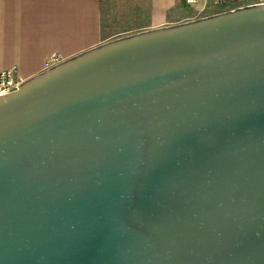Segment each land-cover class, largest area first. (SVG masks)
<instances>
[{
  "label": "water",
  "instance_id": "1",
  "mask_svg": "<svg viewBox=\"0 0 264 264\" xmlns=\"http://www.w3.org/2000/svg\"><path fill=\"white\" fill-rule=\"evenodd\" d=\"M0 264H264V2L0 95Z\"/></svg>",
  "mask_w": 264,
  "mask_h": 264
},
{
  "label": "crops",
  "instance_id": "2",
  "mask_svg": "<svg viewBox=\"0 0 264 264\" xmlns=\"http://www.w3.org/2000/svg\"><path fill=\"white\" fill-rule=\"evenodd\" d=\"M114 6L136 25L105 28L104 8L114 13ZM225 11L212 6L205 16ZM191 20L185 0H0V72L17 66L27 80L45 71L53 54L64 61L116 38Z\"/></svg>",
  "mask_w": 264,
  "mask_h": 264
},
{
  "label": "built area",
  "instance_id": "3",
  "mask_svg": "<svg viewBox=\"0 0 264 264\" xmlns=\"http://www.w3.org/2000/svg\"><path fill=\"white\" fill-rule=\"evenodd\" d=\"M262 2L264 0H211L210 4L209 0H185V4L194 11L195 19L205 16L212 6L234 10ZM60 62H62V57L59 54H53L46 63V69L52 68ZM23 81L17 66L0 72V95L19 87Z\"/></svg>",
  "mask_w": 264,
  "mask_h": 264
},
{
  "label": "rangeland",
  "instance_id": "4",
  "mask_svg": "<svg viewBox=\"0 0 264 264\" xmlns=\"http://www.w3.org/2000/svg\"><path fill=\"white\" fill-rule=\"evenodd\" d=\"M114 8H115L114 13L112 12V9L104 8V26H105V28H108L111 30V29H115V28H129V27H133L136 25L137 22L122 20L121 18L126 16V14L123 15L121 13L122 11L120 13H116L119 10H123L122 8H120L119 6H114Z\"/></svg>",
  "mask_w": 264,
  "mask_h": 264
}]
</instances>
